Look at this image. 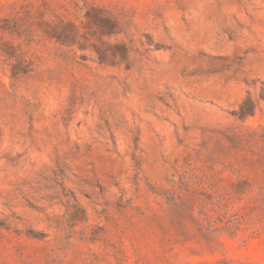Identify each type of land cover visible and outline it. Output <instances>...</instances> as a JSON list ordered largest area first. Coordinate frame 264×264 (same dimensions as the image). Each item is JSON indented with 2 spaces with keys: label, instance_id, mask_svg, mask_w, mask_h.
I'll return each mask as SVG.
<instances>
[{
  "label": "rangeland",
  "instance_id": "1",
  "mask_svg": "<svg viewBox=\"0 0 264 264\" xmlns=\"http://www.w3.org/2000/svg\"><path fill=\"white\" fill-rule=\"evenodd\" d=\"M0 264H264V0H0Z\"/></svg>",
  "mask_w": 264,
  "mask_h": 264
},
{
  "label": "trees",
  "instance_id": "2",
  "mask_svg": "<svg viewBox=\"0 0 264 264\" xmlns=\"http://www.w3.org/2000/svg\"><path fill=\"white\" fill-rule=\"evenodd\" d=\"M201 212H202V214H205V211L204 210H202Z\"/></svg>",
  "mask_w": 264,
  "mask_h": 264
}]
</instances>
